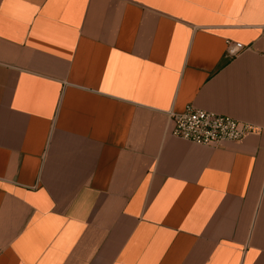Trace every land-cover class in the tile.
I'll list each match as a JSON object with an SVG mask.
<instances>
[{
    "label": "crops",
    "instance_id": "obj_1",
    "mask_svg": "<svg viewBox=\"0 0 264 264\" xmlns=\"http://www.w3.org/2000/svg\"><path fill=\"white\" fill-rule=\"evenodd\" d=\"M0 264H264V0H0Z\"/></svg>",
    "mask_w": 264,
    "mask_h": 264
},
{
    "label": "built area",
    "instance_id": "obj_2",
    "mask_svg": "<svg viewBox=\"0 0 264 264\" xmlns=\"http://www.w3.org/2000/svg\"><path fill=\"white\" fill-rule=\"evenodd\" d=\"M244 45L226 40L227 56H236ZM173 120L172 135L199 145L214 146L241 140L248 132L258 130L232 116L204 110L188 104L182 112L168 111Z\"/></svg>",
    "mask_w": 264,
    "mask_h": 264
}]
</instances>
